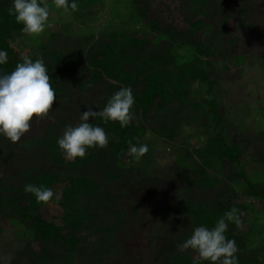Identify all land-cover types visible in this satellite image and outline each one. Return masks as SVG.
Wrapping results in <instances>:
<instances>
[{
  "label": "trees",
  "instance_id": "1",
  "mask_svg": "<svg viewBox=\"0 0 264 264\" xmlns=\"http://www.w3.org/2000/svg\"><path fill=\"white\" fill-rule=\"evenodd\" d=\"M93 1L68 0L70 4L78 5L77 13L80 8H85ZM140 1L131 0V4L137 19H144L139 7ZM190 1L192 6H205V1ZM12 6L13 0H0V51L7 53V62L0 64V76L11 74L18 63H23L19 54L9 46L11 39L24 33L23 25L16 23L14 15H9ZM68 11H72L71 8ZM61 12L64 10L59 9V13ZM71 14L76 15V12ZM219 25L221 29L224 28V22ZM147 26L156 32L158 37L167 39L170 42L169 48L163 52H155L148 40L135 39L125 32L110 31L104 35L99 34L96 39L84 37L71 52L63 51L60 45H51L44 48L40 54L30 57L33 62L43 59L48 70L56 100L47 118L54 116V119L43 127V136L39 139L33 138L16 145H22L23 148L33 146L35 152H44L49 162L56 166V170L41 171L34 167L25 169L26 171L18 170L16 173L20 181L16 185L5 184V181L0 179V214L6 216V210L8 217L12 216L18 220L11 223L23 226L21 233L27 241L40 244L39 253L31 256L34 264H51L57 261L70 264L73 257L81 252V243L86 244L91 237H95L98 250L93 251L96 255L90 264H100L105 255L113 252L111 247L114 235L128 220L124 209L129 204H117L114 195L125 194L123 190L127 185L134 188L137 183V186H144L148 190L153 183H159L145 172L148 165H152L149 158L152 140H147L145 133L154 134L164 144L176 141L182 128L195 125L199 131L202 130L205 137L200 149L187 152L186 149L180 148L178 153H175L173 168L179 172L177 178L185 184L191 180L189 182L204 193L222 187L217 174L222 173L225 164L235 169L240 167L239 158L242 152L235 145L225 144L223 135L217 129L221 123L217 114L219 107L213 101L194 103L196 93L190 90V85L195 83L209 93L214 85L209 81L213 66L208 61L214 54L210 50H203L201 44L194 40L198 33L207 28L206 22L194 20L187 24V32L177 36L170 27L162 31L154 21L147 22ZM52 38L54 39L53 36ZM173 51H182L189 56L188 60L180 64L181 56L173 55ZM240 59L234 58L235 64H238ZM100 86H104L103 89L108 94L105 99H100L101 103L95 111L102 110L109 98L121 87H130L134 96L130 113H134L133 118L135 117L137 122L133 124L131 120L127 127L121 128L118 121L105 123L100 117L91 118L89 123L104 129L109 138L108 147L86 149L83 158L77 157L74 161L65 162L57 143L63 135L56 133L54 129L77 126L78 122L68 123V116L76 113V107H81L80 102H85L87 96L96 92ZM129 141L133 145L148 146L149 151L139 161L140 165L127 154ZM8 146L7 142L3 143L5 150H9ZM125 160L129 164L128 169L122 166ZM236 175L246 187L247 197L261 204L262 210L257 214L263 217L264 221V185L250 183L242 169ZM229 176L233 175L228 174ZM15 179L17 178L14 177ZM29 183L47 188L60 183L64 186L59 193V201L52 199L43 204L37 203L34 195L24 191L25 185ZM114 183L116 190H109L110 185ZM132 190L134 191L129 192V196L135 200L138 195L137 188ZM233 192V189L229 188L215 201L203 204H197L191 199H173L171 209L165 212L166 215H178L182 222L191 226L192 232L169 241L159 255L161 264H194V260L186 251L178 250V245L190 238L196 227L212 229L232 208L238 210L242 221L241 213L244 210L247 212L248 207L230 203L226 195ZM231 197L233 200L237 198L234 193ZM48 204L60 208L58 225L44 221L38 213L40 207ZM136 209L141 207L138 205ZM99 214L106 218L103 224H99ZM129 215L134 217L132 213ZM242 228L243 225L237 227L235 223L228 222L224 235L236 242L238 252L235 255L238 264H253L252 260L245 258V253L250 256L246 249V240L250 237L247 234L249 231L244 232ZM159 229L161 228H157ZM199 264L212 262L199 261Z\"/></svg>",
  "mask_w": 264,
  "mask_h": 264
},
{
  "label": "rangeland",
  "instance_id": "2",
  "mask_svg": "<svg viewBox=\"0 0 264 264\" xmlns=\"http://www.w3.org/2000/svg\"><path fill=\"white\" fill-rule=\"evenodd\" d=\"M198 1H205V6H192L190 0H141L139 7L144 19H137L131 0H94L85 8H80L78 13V10L59 13L53 0H38L41 6L47 4L49 8L45 31L39 36L21 33L9 41V46L21 58H30L51 45H60L63 51L71 52L84 37L96 39L99 34L118 31L130 34L135 39L148 40L152 43V50L163 52L169 48L170 42L151 31L147 22L154 21L162 31L170 27L175 36L187 32V24L194 20L206 22L207 28L198 33L194 40L201 44L203 50H210L214 54L208 60L213 66L209 81L214 85L209 93L195 83L190 85V90L196 93L194 103L213 101L219 107L217 114L221 123L217 129L223 135L225 144L235 145L242 152L239 158L240 167L235 169L225 164L222 173L217 174L222 187L204 193L196 189L190 183L191 180L185 184L177 178L179 172L173 168L175 153L180 148L187 152L200 149L205 137L202 130L199 131L195 125L182 128L176 141H164V144L154 134L145 133L147 140H152L149 151L152 165H148L145 172L159 183L155 181L158 185L153 183L148 190L144 186H137V183L134 188L127 185L123 190L127 196L123 193L114 195L117 204L125 206L124 202H129L124 209L128 220L114 235L111 247L113 252L105 255L100 264H161L159 255L169 241L192 232L191 226L182 222L178 215H166L165 212L171 209L173 199H191L197 204H203L215 201L229 188L233 189L237 197L233 200V193L226 195L230 203L248 207L247 212L244 210L241 213L242 229L244 232L249 231L247 234L250 237L246 240V249L250 256L245 253V258L252 260L253 264H264V221L257 214L262 207L260 203L247 197V189L236 175L242 169L250 183L264 185V0ZM74 12L76 15L71 14ZM221 22H224L223 29L219 25ZM171 53L181 56L180 64L189 57L182 51ZM234 58H241L240 62L235 64ZM103 88L104 86H100L96 92L87 96L85 102L82 100L81 107L77 106L75 109L77 112L68 116V123H80L79 117L88 108L95 111L101 103L100 99H105L108 94ZM53 119L54 116L32 120L29 132L15 144L0 134V179L5 184L16 185L20 181L16 173L18 170L26 171L25 169L31 167L41 171L56 170V166L49 162L44 152H35L33 146L23 148L22 145H16L33 138L39 139L43 136V127ZM132 122L135 124L137 119L134 117ZM65 130L66 126L54 129L60 135ZM4 142L9 144V150L3 147ZM63 159L68 162L64 156ZM137 164L140 165V162ZM122 166L129 168L126 160ZM228 174L235 176L228 177ZM14 177L17 179L14 180ZM63 186L60 183L53 185L51 189L59 196ZM114 186L115 183L111 184L109 190H116ZM135 188L138 195L133 200L129 192ZM184 190L186 193H180ZM56 195L53 197L55 201ZM138 205L141 209H136ZM5 213L8 215L6 210ZM38 213L44 221L59 224L60 208L57 205L40 207ZM7 215L0 214V264H34L31 256L39 253L40 244L27 241L21 233L23 226L11 223L18 220ZM98 218L99 224L105 222V216L99 214ZM88 240L86 244L81 243V252L73 257L70 264L93 262L96 255L93 251L98 250V247L95 237ZM107 248L110 249V246L107 245ZM185 251L192 260L198 259L192 250ZM51 264L62 263L57 261Z\"/></svg>",
  "mask_w": 264,
  "mask_h": 264
},
{
  "label": "clouds",
  "instance_id": "3",
  "mask_svg": "<svg viewBox=\"0 0 264 264\" xmlns=\"http://www.w3.org/2000/svg\"><path fill=\"white\" fill-rule=\"evenodd\" d=\"M57 9L68 12L78 10L76 3L69 5L68 0H53ZM9 15H14L16 23L22 24V31L29 36H39L45 31L49 19L47 4L41 6L38 0H13ZM23 63H18L11 74L0 76V134L12 143L18 142L29 132L33 118H47L53 109L56 93L50 83L48 70L43 59L22 57ZM7 62V53L0 51V64ZM134 105V96L130 87H121L107 101L102 110L93 111L88 108L80 116V123L72 127L69 125L57 141L59 149L68 161L77 157L83 158L86 149L108 147L109 138L103 128L89 123L90 118L100 117L105 123L118 121L121 128L127 127L133 119L130 113ZM129 143L128 155L137 163L149 151L146 144L139 146ZM24 191L34 195L37 203L47 204L56 195L51 188L26 184ZM57 201L59 196L56 195ZM228 222L242 226L238 210L232 208L220 218L215 227L208 229L204 226L196 227L190 238L178 245V250H192L198 256L194 264L199 261H210L212 264H238L236 253L238 247L234 240L226 238ZM223 258V259H221Z\"/></svg>",
  "mask_w": 264,
  "mask_h": 264
}]
</instances>
